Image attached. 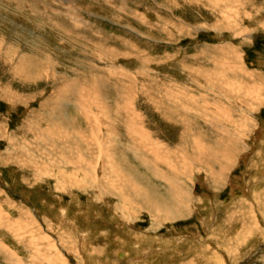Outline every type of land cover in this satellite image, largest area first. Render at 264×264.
<instances>
[{
    "label": "rangeland",
    "instance_id": "rangeland-1",
    "mask_svg": "<svg viewBox=\"0 0 264 264\" xmlns=\"http://www.w3.org/2000/svg\"><path fill=\"white\" fill-rule=\"evenodd\" d=\"M218 1L219 0H74L73 3H71L72 0H0V39H5L6 41H8L9 39L12 38V40L6 44L7 46L12 48L6 46L7 47L6 49L5 47H3L2 53H0V57L4 58V59L0 58V87H1L0 88V156H1L0 157V214H2L3 218L7 217L8 219L10 218V221L20 222L22 220L25 221L26 219L25 217L29 215L31 220L40 224L45 217L48 218L50 217L49 218L50 220L55 221V225H56L55 227H57V225L60 226V224L62 226L64 222H67L70 225H75V223L72 222L73 219L76 220L77 225L84 224L83 222H85L87 218H90L91 221L98 220L96 223L94 224L92 223L91 226H89L91 227L90 228L91 231L89 233L90 234L89 241H92L94 245L89 249H92L93 252L91 251V252L76 253V256H72V257L68 256L70 257L68 258L65 255L67 254L66 252H64L65 249H63V247L61 246V250L63 249L62 250L63 257L67 258L68 260L70 259L71 263L75 262V264H114L116 262L118 264H135L134 262L130 261V258L132 259L135 258V255L142 256L143 252L141 251L140 247L146 248L147 246L148 248L150 247V245L141 246V244L138 243L133 248L130 243H127V239L128 237H133L137 239L138 237H141L143 235H146L147 238H149V240L156 238L155 240H157L159 243L165 244V248L164 247L157 248L155 249L156 250L155 252H163L165 250L175 249L176 248L175 245H177L181 241H184L181 244V246H179L180 248L178 247L179 253H185L181 248L183 247L184 244H186L187 246L191 244L189 246L190 249L188 250L189 252H191L197 245L201 246L203 244L207 245L209 243L212 246L213 243L211 242H214L213 241L214 239L223 240L222 238H226L228 236L227 241L223 240L224 245L225 246L227 245V247L224 246L225 249L223 250V252H221L217 248H215V251L211 250L212 253H216L217 251L218 254L222 253L224 255V258L222 259L223 263L244 264L246 262L244 257L247 258V256H249V257H254L255 259L253 258L247 264H251V263L253 264V261L255 264H259V263L264 264V248H263L264 228L262 227V225L259 226V229L262 230H259L260 232L258 234L257 233L254 234V236H252L250 240L246 242V246L243 244L245 242L244 237H241L242 242L236 241V245H233L235 243H232L233 245L232 251H230L228 248V244L232 241V239L231 240L229 239L230 235L226 236L223 233L225 229L222 228L228 223L227 221V218L229 217L228 211L232 209V206L234 207V204H232V202L235 203V201L236 202L240 201L236 205L243 203L244 200L246 202L247 197L245 195L246 193L244 192L255 191L257 188L259 189L261 187L262 188L264 187V184H262L264 183V176H263L264 175V167H263L264 166V120H263L264 103H263V107L261 106L262 108H260L262 111L258 114L259 116H257V121L251 122V125L253 127L258 124V126H256L257 128L256 132L253 130L251 125H249L247 132L245 131L246 129L244 128L243 125H237L240 128L239 127L235 128L237 123L239 122L241 123L244 118L246 119V117H244L245 115H242L243 117L242 119L240 116L241 114L239 112L240 108H242L243 111V107H242L243 105H241V103L239 104L238 102L237 104H235L233 102L235 100L233 98L231 99V97H229V101L225 100L222 97L226 95L225 92L224 94L219 87L215 86L212 83H210L211 85L209 86L208 83L202 77H198L195 73L197 68L199 69L206 68L204 71H207L210 74H215V73L218 74V72H225L224 75H228L230 78H234L231 77L232 75L230 74L232 73L231 71H228L226 69H221L220 65H222L221 62H225L226 57L227 58L233 57L231 53L233 54L239 53L240 56L243 57V62H245L244 64L246 65L245 69H247V71H249V73L253 75L252 79L256 78L255 80H257L259 76L264 77V30L262 28V26H264L263 25L264 0H241L242 2H240V0H224V1L220 0V5H217ZM83 5L87 6L89 11L86 10L83 7ZM227 8H232L236 11L235 13L231 12L229 16L231 17V19H236L237 23L233 24L231 22L232 25H228L231 24L230 21L225 20L223 18L224 11ZM258 14H260V16ZM251 15L253 17H251ZM54 21L60 22L63 25L68 26L72 30L73 29L79 30L87 37L92 38V40L90 41L91 43L89 42L88 44L93 46L86 47V43L82 38L77 37L76 35H70V33L65 34L64 29L62 27H58L54 23ZM74 23H76L77 26ZM224 26H230V27L232 26L233 28L237 29V31H234L232 27L229 30L224 29ZM73 32L76 31H72L71 34H73ZM77 33L79 34V32ZM244 33H247V35H244ZM248 36L249 38H247ZM72 38H74V40H72ZM59 40L70 41V43H62V46H67V47L61 48L60 47L61 44L60 45L58 44ZM92 41H95V43ZM96 43L102 47L103 49L102 51L107 52V50L109 49H105V48L109 47L110 50L117 51L118 54L116 55L115 53H110V52H108L109 55H105V52L103 54H100L99 52H101V50L98 47L94 46ZM66 44H69L71 46ZM1 46L2 44H0V47ZM48 51L51 54H53L54 52L57 53V59L61 63H65L66 66L63 65V67L66 68L67 72H69L70 75L72 72H74L75 74L79 72L77 75L78 78L81 80L82 79L85 80V78L87 79L94 78L93 76L99 73L100 76L102 75L104 76L105 79L109 80L108 82H106L108 84L107 86L109 87L108 88L105 87V88L108 90L107 91L108 95H106V99L108 97L110 104L106 105L105 107H109L108 114L110 112L111 115L112 114L116 115L115 118L116 127L119 133L121 132L120 135L122 136V138H124L122 144L124 146H120L118 150L122 152L124 151L125 154H128L127 156L131 160H133V163L136 166L140 167L142 172H143V168L139 165L142 161L149 160L154 164L157 163V161L153 160L151 156H158L157 150L158 147L161 145H163L162 151L163 150L168 151L169 153L173 151L172 154L177 155L176 159L179 160V163L175 162L174 168L178 170L179 174L177 173V171L175 172L170 171L167 165L165 164L160 165V170H163V173L167 177L171 176V178H174L178 181V184L176 181H174L173 185L174 184L176 185V188L179 190L178 192L183 196H182V200H180L179 198L177 199L181 201V203L186 207H188L189 205L193 206V207L191 206L192 208H189L187 211L185 208H183V206H181V204H179L182 207L181 210L184 212L186 219L183 218L180 221L176 220L170 222H168V220L163 221V224L161 225L162 229L158 232H155L154 225H152L153 222L148 218V215L143 213L141 210L135 208L132 209L133 207H130L131 209L129 210V212L137 221L136 222L134 221L133 224L128 226L130 228L127 227V229H125L126 227L125 228L123 227V220L118 221L120 220L119 218L121 217V215L124 216L127 213L126 211L121 210V207L124 208L123 205H125V203L119 200L117 197L112 198L109 197L108 195H102L100 196L99 199H96V197H94L95 200L94 201L92 200L93 198L92 194L97 195V193L94 194V192L89 190L88 188L89 186L81 189L69 188L68 192L61 193L60 191H56L54 189L53 186L55 184L54 179L46 178L45 180L35 182V179L32 180V178H30L32 176L30 169L25 168L23 165H21L22 167L16 166V164L11 163L13 160H10V158H9L10 161H5V163L4 160L3 161L1 160V158H3L2 156L5 157L17 156V155L18 156H25V155L48 156L49 155L48 153L51 154L54 153L56 156L58 155L57 152H54L55 151V149H53L54 147H52V146H56L55 144L51 142L48 143L43 139V143L42 141H39L37 145L36 138L38 137V134L40 132H44L41 128L43 127L47 128L50 126L49 122L52 123L54 126H56L60 123V120H64L63 118L58 119L55 116L61 114V111L59 110L60 97L58 93H62L61 90L63 92L65 90V88L64 90L62 88L60 82L61 80L56 79L53 83L50 84L48 79L42 77L40 78L39 82L38 81L34 82L32 80L31 84L24 85L18 88H15V85L12 84L14 83L12 81L13 80L12 76L14 74L11 71V67L12 64L14 63V59L20 58L21 55L26 56L28 63L29 57H34V56H35L34 58L41 57L43 52H48ZM105 56L107 57V61L105 60L106 59ZM103 57L105 58L101 60V58ZM137 57L140 60L137 59ZM64 58L66 59L63 60ZM96 58L100 60L99 64H96L94 62ZM142 60L147 61V65H149L150 67L149 69L146 65H144ZM127 62H129V64ZM141 67L142 68L145 67V69L147 68L150 74L148 75V73L143 71ZM183 67L184 68L188 67L189 73H187L183 69ZM119 68L121 70H119ZM137 70L138 71L140 70L139 72H141L140 74L142 76L143 74H145L143 76L144 83L145 81L148 83H150L151 81V86L154 90L160 93L162 92L161 94L165 96H170L171 99H169V101H176L177 106L174 105L175 108L180 109L182 111H185L186 108L189 109V111L187 112L185 111V112L188 113V115H191L195 120H197L195 122L197 125L199 121V126L202 128L206 136L209 134L208 137L210 139L214 138L218 140L220 138L218 140L219 143L225 139L226 142H230V141L232 142V141H237L240 138L242 139L244 133H246L248 139L246 138L247 141H241V144H238V147H240L239 149H241L240 156L236 157V159L234 160V164L229 169V172L226 174V176H224L225 185L220 186L221 189L219 188L218 190H213V188L211 189L209 187V185L212 187L213 184L215 183L211 181L212 180L211 177L210 179H208L207 175L209 174L207 172H204V170L202 171L199 168L201 166L200 165L201 161L200 159L197 158V156H192L191 151L189 150V147H191L190 139L184 138L186 137L184 135L182 136V133L180 132L181 131L180 127L177 126L175 128L166 123H163L165 124V126H163L162 124L159 123V121L157 120V115H154L153 111H150L148 113V111L150 110L149 108L151 107L150 106L147 107L146 105H144L146 103L142 98L137 97L136 100L135 97L133 98L131 96V91H130L131 87L134 84L132 88H135L134 86L137 84L133 76L135 74V71ZM113 71H116L118 74L114 73ZM153 74H155L156 77ZM239 74L240 73H238V76L235 78L241 77L246 82V85L256 86L257 84L260 83V81H255V80L252 81V79L245 76L244 78L242 77L243 75L241 76V74L240 75ZM192 75H196V77L199 79L194 80L193 83H189L190 81L188 80ZM142 76L140 77L142 78ZM147 77L149 78L148 80ZM68 78L70 79L69 76ZM152 78L156 79V81H154ZM43 79L47 84L45 82H42ZM139 81L140 80H138V82ZM244 81H242V83ZM185 83L186 85H188V89L187 88L185 89L189 90V92L186 91L184 92L187 95L194 94L193 99H190L189 97H185L183 94L181 96L180 93L175 92V90L167 94H164L166 90L163 91V89L167 88L168 90L169 88H173L171 87V85L172 86L183 85ZM260 84L264 89V79L261 81ZM161 85H163V87ZM209 87L210 89H213V91L216 92L215 95L212 96L213 93L207 94L209 92L208 91ZM21 88H25V91L21 92L22 96H24V99L23 101H21L20 104H18L15 101L14 97L8 96V98L12 99L11 100V99H7V95L3 96V94L9 93L8 90L6 91V89L21 90ZM81 89L78 88L76 92H74V95L71 96L72 99L70 98V101L68 102L69 105L66 103L67 102L66 100L63 102L64 104L67 105V113L65 115L72 116V114H74L73 117L76 115L75 117L76 120L78 121V125L80 124L84 131L88 127V129H86L87 130L86 132L92 131L89 124H87V119L89 118V120L92 123L97 124L96 127L97 130L100 131V134L107 133L108 130H106V128L103 126V122L100 120V118L98 120L96 115L98 114V111L100 112L103 109L100 108L102 107L101 106L102 104L98 100L99 98H97V95L96 96L94 95L95 94L94 91L91 90L85 91L84 88ZM175 94L177 95V97L174 96ZM209 95H211V97H209ZM118 99L121 101H119ZM214 99L215 100L217 99V101H215ZM28 101L30 102L28 103ZM138 101L141 102V104ZM204 101L207 104L210 103V107H207ZM224 102L227 104H225ZM83 103H85V105ZM212 103L213 104L215 103L214 104L215 107L212 106ZM193 104L194 107H192ZM223 106H226L227 108L229 106L228 110L232 109L233 111V112L231 111V115L233 119L229 118L230 121L228 120L230 123L228 125L229 128H227V125L225 126L223 124V121L221 123V120L219 122L218 119L216 120V118L215 119L213 117L211 118V116H208L206 118L211 120L210 122L207 123L206 122L207 120L203 117V113H201L202 115H200L199 110L208 111L211 114L216 112L213 115L215 114L217 115V113L220 112V109H223ZM127 107H129L130 109ZM142 107H144L145 109H143ZM227 108H226V114H227ZM209 109H212L213 112ZM90 111L91 113L94 114L93 116H95L96 119L92 117H87ZM54 112L57 114H55ZM82 115L85 116L83 117ZM234 115L237 117V119ZM130 117L131 119H129ZM140 117H142L143 120ZM220 117H223V115L222 116L220 115ZM240 119L241 121H239ZM231 120L235 122L233 124L234 127L231 124L232 122ZM211 123L212 125L214 123L215 124L219 123L221 125L220 128L218 126V128L220 129V133L217 132L218 133L217 134L216 133L217 129L215 130L212 129L215 125L212 126ZM132 125H136L137 131L130 133L128 132V127ZM166 125L168 127L174 128V130L172 131L177 130L174 134L175 136L172 135V132L169 131ZM222 126H225L226 129H224ZM160 127L161 128L163 127L164 131L166 132L164 133L163 130L160 129ZM142 129H144V131ZM211 129L215 132L212 133ZM38 131L39 133H37ZM99 131L97 132L99 133ZM141 131L145 133L149 132L148 133L149 139L143 137V135L141 136L138 133ZM17 132L19 135L17 134ZM234 134L235 136H233ZM239 134L241 137L239 136ZM218 135H220V137H218ZM176 136L182 137L183 140L186 141L187 144H185L184 141L182 140V143L185 144L186 147L180 148L181 145L178 144V141H176L177 139ZM213 136H215L216 138ZM229 137L232 140L229 139ZM144 139H148L149 142H144ZM160 142H162L163 144L158 145ZM25 144L28 146L27 148L23 147V145ZM94 144H95L94 146L92 145L91 146L93 147V151L95 152L98 149L97 145L99 146L100 144L97 143ZM10 146H12L13 148H11ZM30 149L33 150L31 151ZM231 149L233 148L227 145V143L224 144L221 143L220 146H217L216 150L220 151L218 153H222L223 155V151L224 153H227L228 151L232 152ZM11 150H13V153H10L12 152ZM89 151L90 150H88V152ZM257 151L260 153H258ZM96 152L93 155H96ZM87 153L86 155H89V153L88 154ZM54 154L53 156H55ZM73 154L74 153H72L71 155ZM172 157L174 158V156ZM186 158L187 159L191 158L189 160V162L191 163L190 166L188 165L186 166V164H181V162ZM136 159L137 161L139 160V162H137ZM261 162L263 165H261ZM254 164H256V166ZM246 166L247 168H245ZM70 167L74 168L72 165H70ZM76 171H78V169ZM148 171L143 173L146 174L151 180V182L157 188L160 189L159 194L163 198L168 197L171 200L170 194L174 195V193L172 192L173 190L171 189V187L168 185L169 183L167 184L165 181L161 180V178L157 180L155 177H153V175L149 173L150 171L149 172ZM99 173H101V170H99ZM206 178L208 180H206ZM32 182H35V184H32ZM244 187L245 189H243ZM236 188L243 190L242 194L240 193L241 195L237 194L238 198L240 199L235 198V200H232L231 203L226 202V200L232 199L234 197L231 191ZM73 196L75 197L73 198ZM107 198L110 200H108ZM100 199L102 201L104 199L105 202L104 201L102 202ZM76 200H78L80 206L78 204H76L77 206L74 205L76 203L74 201ZM70 202L73 204V206L70 205L71 204ZM96 204L99 205L97 206ZM20 205H21V209H20L21 211H17V209L19 210ZM25 206L27 207V209L29 208L31 213H33V208H35V210H37L35 211L36 213L34 212L35 213L34 215H32L31 213L28 215L24 214L23 213L24 209H26ZM104 206H110V208L109 207L106 208ZM194 206L196 208H194ZM64 208L68 210H65ZM94 208L97 211L95 212V214H94ZM243 208H244L242 209V211L244 210L243 212H245L246 214L247 213L250 214L249 204H246ZM60 210L61 211L64 210L62 211L63 213H61ZM192 210H194L193 213ZM136 211H138V213ZM101 212L103 213L99 217V213ZM79 213H81V215ZM2 217H0V219ZM14 217L17 218L15 219ZM141 219L142 221H140ZM221 219H223L224 222ZM218 221H220V223ZM217 224L220 226H218ZM232 225H234V227L236 226V228H239L238 223L233 222ZM86 226L83 225L81 227V230L85 232ZM213 226L215 227V231L213 230L212 232L211 230V233L209 234V228L212 227L211 229H214ZM216 226H218L217 229ZM13 227L17 229L18 225L14 224ZM24 227L27 228L28 225ZM79 227L80 225L78 226V228ZM132 228L135 231V232L133 231L134 233L131 232L133 230ZM120 229L123 230L121 231ZM130 229L131 231H129ZM218 229H223V231L218 233ZM4 231L5 230L3 228L0 229V244L4 248L7 247L11 252L18 253V251H20L28 255L31 249L29 245V239L27 237L11 238V235L14 236L12 231H10L11 235L7 232V230L6 232ZM128 232H130L129 235ZM238 232L240 234H243L240 231ZM7 233L9 236L7 235ZM212 233L213 235H211ZM222 233L226 237L222 235ZM208 234L209 236H207ZM116 235L120 236L126 241L125 246L120 245L118 242L114 240L116 239L115 237ZM180 236L181 238L174 242V240H176V238ZM72 240H74V238ZM201 240L202 243L200 242L198 244L196 243L197 241H201ZM67 242L70 245L73 244L69 240ZM76 243L79 244V242ZM97 243L99 245H96ZM74 245L75 247H73ZM74 245H72L71 247L72 250L78 248L76 244ZM199 246H197V249ZM98 247L99 248L102 247L101 249H103V253L100 256L99 261L97 262L94 259L93 255H94V251H100ZM137 248H139V250H137ZM241 250L243 251L241 252ZM116 251H121V252L125 251L129 257V260L123 261L122 259L117 258L115 256ZM235 252H240V253H235ZM28 258L29 257L25 258L26 262H28ZM0 263H2L1 259H0Z\"/></svg>",
    "mask_w": 264,
    "mask_h": 264
},
{
    "label": "bare ground",
    "instance_id": "bare-ground-1",
    "mask_svg": "<svg viewBox=\"0 0 264 264\" xmlns=\"http://www.w3.org/2000/svg\"><path fill=\"white\" fill-rule=\"evenodd\" d=\"M73 1L74 0H72L71 3H73ZM240 2H242V1L240 0ZM217 5H220V0L218 1ZM228 6H230V5H228ZM83 7L86 10L89 11V9H88L87 6L83 5ZM253 9H255V8H253ZM231 12H234L235 13L236 11L234 9H232V8L225 9L223 18L225 20L230 21V23L232 22L233 24H235V23H237L236 22V19H231V17L229 16V14ZM252 15H251V17L254 16V15L253 16ZM258 15L260 16V14H258ZM71 17H73V16H71ZM54 23L58 27H62L64 29L65 34H69L70 33V35H76L77 37L82 38L85 41V43H86V47L93 46V45H89L88 44L92 40V38L87 37L81 31L76 30V29H73L72 30L68 26L63 25L62 23L57 22V21H54ZM232 23L231 24H228V25H232ZM74 24L76 25V23H74ZM241 24H242V22H241ZM231 27L230 26H224V29H228L229 30ZM262 28L264 30V26H262ZM233 30L234 31H237V29H235V28H233ZM72 31H76V32H73V34H71ZM77 32H79V34ZM241 32H242V30H241ZM244 35H247V33H244ZM247 38H249V36ZM235 39H237V38H235ZM11 40H12V38L9 39L8 41H6L5 39H0V44H2V46L0 47V53H2L3 47H5L6 49H7V47H9L6 44L9 43ZM72 40H74V38H72ZM93 40H95V39H93ZM92 42L95 43V41H92ZM100 42H102V41H100ZM100 42H98V43H100ZM62 43H70V41L59 40L58 41V44L59 45L61 44L60 45L61 48L67 47V46H62ZM66 45H69V44H66ZM69 46H71V45H69ZM94 46L98 47L101 50V52H99L100 54H103L105 52V51H102L103 50L102 47L99 46L97 43ZM9 48H12V47H9ZM223 48H224V46H223ZM97 49H96V51H97ZM105 49H109V50H107V52H105V55H109L108 52L115 53L116 55L118 54L117 51L110 50L109 47L108 48H105ZM231 54H232L233 57L232 58H227L226 57L225 62H221L222 65H220V68L221 69H226L228 71H231L232 72V73H230V74H232L231 77H234V78H230L228 75H224L225 72H218V74H216V73L215 74H210L209 72L204 71L206 68H204V69L197 68L196 71H195V73H196V75L198 77H202L208 83L209 86L211 85L210 83H212L215 86L219 87L222 90L223 93L225 92L226 93L225 96H222L221 95L225 100H228L229 101V97H231V99L233 98L235 100V101H233L235 104H237V102H238L239 104L241 103V105H243L242 106L243 107V111H242V108H240L239 109V112H240L241 115L240 114H238V115H240L242 119H243L242 115H245L244 117H246V119L244 118L243 119L244 121L242 120L241 123L240 122L237 123L236 126H235V128H238L239 127L237 125H243L244 128L246 129L245 131L247 132L249 125H251V122H256L257 121V116H259L258 114L262 111L260 108L263 107V103H264V93H263L264 92V89H263V87L261 86L260 83L264 79V77L259 76L257 80H255L256 78H253L252 79V76L253 75L251 73H249V71H247V69H245L246 68V65H244L245 62H243V57L240 56L239 53H234V54L231 53ZM34 57H29L28 63H27V57L26 56H22L21 55L20 58L14 59V63L12 64V67H11V71L14 74L12 76V78H13L12 81L14 83H12V84L15 85V88H18V87H21V86H24V85L31 84V81L32 80L34 82H37V81L39 82L40 81V78H42V77H45L46 79H48V81H49L50 84L53 83L56 79H60L61 80L60 82H61V85H62L63 90L65 88L64 92L61 90L62 93H58V95L60 97V104H59L60 105L59 106L60 109L59 110L61 111V114H59V115H62V116H59V115H55V116L58 119L63 118L64 120H60V123H59L60 125L58 124V125L54 126L52 123L49 122V125H50L49 127H47V128H44V127L41 128L40 127L44 132H40L39 133V131H38L37 133H39V134H38V137L36 138V140H37V143L36 144L37 145H38L39 141H42V143H43V139L46 142H48V143L51 142V143L55 144L57 147L56 146H52V147H54L53 148V149H55L54 152H57L58 155L56 156L53 152L52 153L55 156H53V154H51V153H48L49 154L48 156H46V155H44V156H30V155L29 156H26L24 154L25 156H18V155L17 156H8V157L2 156L3 158H1V160L2 161L4 160V163H5V161L13 160L11 163L16 164V166L22 167L21 165H23L25 168L30 169L31 170V174H32V176L30 178H32V180L35 179V182L36 181L45 180L46 178L47 179L48 178L54 179L55 180V182H54L55 184L53 185L54 186V189L56 191H60L61 193L62 192H68L69 188H77V189L79 188V189H81V188H86L87 186H89L88 187L89 190H91L92 192H94V194L97 193V195L96 194L93 195L91 193L92 194V197H93L92 200H94V197H96V199H99L100 196H102V195H108L109 197H112V198L117 197L119 200H121V201H123L125 203V205H123L124 208L121 207V210H124V211H126L128 213V214L126 213L127 215L125 214L126 216L125 215L124 216L121 215L122 218L120 217L119 218L120 220H118V221L123 220V227L124 228L126 227L125 229H127L128 226H130L131 224H133L134 221L135 222L137 221L130 214V212H129V210L131 209L130 207H133L132 209L135 208V209L141 210L143 213L147 214L148 215V218L153 222V223L152 222L151 223H152V225H154L155 232H158V231H160L162 229V226L161 225L163 224V221L168 220V222H170V221H176V220H179L180 221L183 218L186 219V216H185L184 212L181 210V208H182L181 206H183V208H185L187 211H188L189 208H192L193 206L192 205H191L192 207L190 205L188 206V204H189L188 203L187 204L188 207H186V206H184L181 203V201H179L177 199V198H179L180 200H182V196H183V195H181L178 192L179 190L176 188V185L175 184L173 185L174 181H176L177 184H178V181L176 179H174V178H171V176H168L167 177L163 173V170H160V165L165 164V165H167V167L169 168L170 171H172V172L177 171V173H178V170H176L174 168L175 162L179 163V160L176 159V156L177 155H173L172 154L173 151L170 152L171 154L168 151H164V150L162 151L163 145H161V144H163V143L160 142L158 145H161V146H159L158 147V150H157V155L158 156H151L153 158V160L157 161V163L154 164L153 162H151L149 160H144V161L141 160L142 162L139 164L143 168V172L144 173L147 172L148 169H149L150 172L149 171L148 172L151 175H153V177H155L157 180H159L161 178V180L165 181L167 184L169 183L168 185L171 187V189L173 190L172 192L174 193V195L170 194V198H171V200H170L168 197L167 198H163L159 194L160 189L157 188L151 182V180L149 179V177L141 171L140 167L136 166L133 163V160H131L127 156L128 154H125L124 151L122 152V151L118 150L120 148V146H124V145H122L124 138H122V136L120 135L121 132L119 133V131H118L117 127H116V123H115L116 115L115 114L114 115L113 114L111 115L110 112L108 114V111H109L108 108L109 107H105L106 105L110 104V101H109L108 97L106 99V95H108V93H107L108 90L106 88L109 87V86H107L108 84L106 82H108L109 80L105 79L104 76H102V75L100 76L99 73L95 74L93 76L94 78H91V79L90 78L89 79L85 78V80H83V79L81 80V79L78 78L77 75H78L79 72H77L76 74L74 72H72L71 73L72 76H71L69 74V72H67L66 68L63 67V65L66 66L65 63H61L57 59V53H55V52L53 54H51L49 51L48 52H43L41 57H37L38 59L37 58H34ZM105 57L101 58V60L104 59ZM138 57H137V59L140 58V57L139 58ZM0 58L1 59H4L2 57H0ZM128 58H130V57H128ZM65 59L66 58H64L63 60H65ZM105 60L107 61V57H106ZM142 61H143L144 65H146L148 67V69H149L150 67H149V65H147V61H145V60H142ZM142 61H140V62H142ZM220 61H222V60H220ZM94 62L96 64H99L100 63V60L98 58H96L94 60ZM136 62H137V60H136ZM127 63L129 64V62H127ZM131 63H130V65H131ZM26 64H27V67H26ZM105 65H107V64H105ZM141 69L143 71L147 72L148 75L150 74L149 71L147 70V68L145 69V67L144 68L141 67ZM183 69L187 73H189V68L188 67H186V68L183 67ZM119 70H121V69L119 68ZM139 71L138 70L135 71V74L133 75L134 78H135V82H137V84L134 86L135 88H132L134 84L132 85L131 90H130L131 91V96L133 98L135 97V99L137 97L142 98L144 100V102L146 103L144 105H146L147 107H149V106L151 107V108H149L150 110L148 111V113L150 111H153V114L154 115H157V120L163 126H165V124H163V123H166V124H168V125H170L172 127H175V128L177 126L180 127V130H181L180 132L182 133V136L184 135V136H186L184 138L190 139V145H191V147H189V150L191 151L192 156H197V158L200 159V161L202 162V164L200 162V165L201 166L199 168L202 171L204 170V172H207L209 174V175H207L208 176V179H210V177H211V179H212L211 181L213 183H215V184H213L212 187L210 185H209V187L211 189L213 188V190H218L220 188V186H224L225 185L224 176H226V174L229 172V169L234 164V160L236 159V157L240 156L241 149H239L240 147H238V144H241V141H247V139H248L247 136H246V133H244L242 139L240 138L241 136L239 134V136H240L239 138L240 139L237 140V141H232L233 143L231 141L230 142H226L225 141L226 139L225 140H222L220 143L218 141L220 138L218 140H216L214 138L213 139H210L208 137L209 134L206 136V134L204 133V131L202 130V128L199 126V121H198V125H197L195 123L197 120H195L191 115H188V113H186L187 111H189V109H187V108L185 109L184 108L185 111H186L185 112V111H182L180 109L175 108L174 105H176V101H169V99H171L170 96H165V95L161 94L162 92L160 93V92H157L156 90H154L152 88V86H151V81H150V83H148L146 81L144 83L143 82L144 81L143 76L145 74H143V76H142L140 74L141 72H139ZM113 72L116 73V74H118L116 71H113ZM238 73H240L241 76L243 75L242 77H244V76L245 77H248V78L252 79V81L253 80L260 81V83L257 84L256 86L255 85L254 86H252V85H250V86L249 85H246V82L241 77L240 78H235V77L238 76ZM80 74H81V72H80ZM153 75L155 76V74H153ZM196 75L190 76V79L188 80V81H190L189 83H193L194 80H198L199 79V78L196 77ZM68 76L70 77V79L68 78ZM140 76H142V78ZM121 78H122V76H121ZM148 79L149 78L147 77V80ZM152 79L154 81H156V79H154V78H152ZM114 80H116V79H114ZM123 80H125V79H123ZM138 80H140V81L138 82ZM242 81H244V82L242 83ZM42 82H45V80L43 79ZM196 82H198V81H196ZM203 85H205V84H203ZM126 86H129V85H126ZM161 86L163 87V85H161ZM171 87H173L175 89H173V88H169L168 90H167V88L166 89H163V91L166 90L164 92V94H167V93L172 92V91L175 90V92H179L181 96L183 94L185 97H189L190 99H193L194 98V94L187 95L184 92V91L189 92V90H187L188 89V85H186V83L183 84V85H173V86L171 85ZM78 88H80V89L81 88H84L85 91H87V90L94 91V93H95L94 95L95 96L97 95V98H99L98 100L102 104L101 105L102 107H100V108L101 109L103 108V109L100 112L98 111L99 110L98 109L97 110L98 111V114H96V115H97L98 120L100 118V120L103 122V126L106 128V130H108L107 133H103V134L101 133L100 134V131L97 130V127H96L97 124L92 123L89 120V118L87 119V124H89V126H90V128H91L92 131L91 132H89V131L86 132L87 131L86 129H88V127L86 129L84 128L85 129V131H84L83 128L81 127V125L80 124L78 125V121L76 120V117H75L76 115L74 116L75 118L73 117L74 114H72V116L65 115L67 113V105L64 104L63 102L66 100L67 101L66 103L69 105L68 102L70 101L71 96L74 95V92H76V90ZM185 88H187V89H185ZM11 89H6V91L8 90L9 93L8 94H3V96H6L7 95V99H11V98H8V96L14 97L15 98V101L18 104H20L21 101H23V99H24V96H22V93L21 92L22 91H25V88H21V90H15V89L11 90ZM81 91H82V89H81ZM208 91L209 92L207 94H212L213 93L212 96L215 95V93H216L215 91H213V89H210V87H209V90ZM116 94H117V92H116ZM174 96L177 97L176 94ZM216 96H218V95H216ZM81 97H80V99H81ZM167 97H168V99H167ZM209 97H211V95H209ZM199 98H200V96H199ZM83 100H85V99H83ZM118 100H116V101H118ZM141 100H139V101H141ZM119 101H121V100H119ZM215 101H217V99ZM29 102L30 101H28V103ZM79 102H80V100H79ZM79 102H77V103H79ZM136 102H135V104H136ZM139 103L141 104V102H139ZM204 103H205V101H204ZM83 104L85 105V103H83ZM205 104H206L207 107H210V103L209 104L205 103ZM214 104L212 103V106L213 107H215ZM225 104H227V103H225ZM228 104H229V102H228ZM73 105H74V103H73ZM230 105H231V103H230ZM70 106H72V105H70ZM192 107H194V104L192 105ZM127 108H129V107H127ZM142 108L145 109L144 107H142ZM226 108H227L226 106H223V109H220V112L217 113V115L216 114L213 115L216 112H214L213 114H211L208 111H203V110H199V111H200V115H202L201 113H203V117L205 119L208 116H211V118L213 117L214 119L216 118V120L218 119L219 122L221 120V123L223 121V124L225 126L227 125V128H229L228 127V125L230 124L229 123V121H230L229 118L230 119H233L232 118V115H231L232 109L231 110H228V108H229V106H228V108H227V114H226ZM133 109H135V108H133ZM209 110L212 111V109H209ZM213 110H214V108H213ZM72 112H73V110H72ZM55 114H57V113H55ZM126 114H128V113H126ZM93 115L94 114L91 113V111H90L88 113V116L87 117H92V118L96 119V117L93 116ZM220 115L221 116L223 115V117H220ZM132 118H134V117H132ZM140 118H142V117H140ZM71 119H73V120H71ZM77 119H79V118H77ZM129 119H131V117ZM236 119H237V117H236ZM119 120H121V119H119ZM142 120H143V118H142ZM206 120H207L206 121L207 123L211 121L210 119H206ZM231 121H232L231 124L234 127L233 124L235 122H233V120H231ZM239 121H241V119ZM119 122H117V123H119ZM212 123H211V125H212ZM244 123H245V125H244ZM39 125H41V124H39ZM129 125H130V123H129ZM209 125H210V123H209ZM212 126H214L212 129H214V130L217 129L216 133L217 132L220 133V129L219 128H220L221 125L219 123H217V124L214 123ZM218 126H219V128H218ZM225 126H222V127L224 129H226ZM256 126H258V124L255 125L254 127L252 126V128H253V130L255 132L257 130ZM166 127L169 129V131L172 132V135H174L175 132L177 131V130L172 131V130H174V128L168 127L167 125H166ZM210 128H211V126H210ZM160 129L163 130L164 133L166 132V131H164L163 127L162 128L160 127ZM96 130L99 131V133ZM142 130L144 131V129H142ZM136 131H137L136 125H132V126H129L128 127V132L133 133V132H136ZM143 131L138 132V133L141 136L143 135V137L149 139V135H148L149 132L145 133ZM228 131H229V129H228ZM92 132H94V133H92ZM214 132L215 131L212 130V133H214ZM233 132H235V131H233ZM11 134H12V132H11ZM17 134H18V132H17ZM261 135H259V136H261ZM233 136H235V134ZM176 137H177L176 141H178V144L181 145L180 148L186 147L185 146V144H187L186 141H184L182 137H179V136H176ZM210 137H211V135H210ZM213 137H215V136H213ZM218 137H220V135H218ZM96 139H98V140H96ZM137 139H138V137H137ZM148 139H144V142H149ZM229 139H231V138L229 137ZM182 140L184 141L185 144L182 143ZM233 140H235V139H233ZM94 143L100 144L99 146L96 144L97 145V148H98L96 150L97 152L95 151L96 152V155H93L95 153L93 151V147H92V146L95 145ZM221 143L222 144L227 143V145H229L231 148H233V149H231L232 152L231 151H228L227 153H224V151H223V155H222V153H218L220 151H218L219 149L218 150H216V149H217V146H220ZM10 145H12V144H10ZM133 146H134V144H133ZM10 147L13 148L12 146H10ZM23 147L27 148L28 146L25 144V145H23ZM23 147H22V149H23ZM41 147H43V146H41ZM20 149H21V147H20ZM30 150L32 151L33 149H30ZM88 150H90V151L88 152ZM9 151H10V149H9ZM11 151L12 152H10V153H13V150H11ZM44 151H45V149H44ZM49 151H52V150H49ZM87 152L89 153V155H86ZM72 153H74V154L71 155ZM254 153H255V151H254ZM258 153H260V152H258ZM246 154H247V152H246ZM172 156H174V158ZM9 158H10V160H9ZM190 159H187V158L184 159L182 161L184 163L181 162V164H186V166L187 165L190 166V164H191L189 162ZM136 161H137V159H136ZM137 162H139V160ZM70 165H72L74 168L70 167ZM254 165L256 166V164H254ZM261 165H263L262 162H261ZM245 168H247V166ZM77 169H78L79 172L76 171ZM99 170H101V173H99ZM99 174H101V175H99ZM208 179L206 178V180H208ZM35 182H32V184H35ZM250 182H253V181H250ZM262 184H264V183H262ZM184 187H185V185H184ZM245 187L243 189H245ZM164 192H166V191H164ZM231 192L234 195V197L232 199L226 200V202L231 203L232 200H235V198H238L237 194H240V193L242 194L243 190H240V189H237L236 188V189H233ZM244 193H246L245 195L247 197L246 202H245V200L243 201V199H242L243 203H240L239 205H236V204H238V202H240V201H237V202L235 201V203L232 202V204H234V207L232 206V209H230L228 211V216H229L228 218H229V220L226 217L228 223H230V224L227 223V225H225V226L222 227L223 229H225L223 233L226 236L227 235H230L229 236V239L230 240L232 239V241L228 244V248H229L230 251L233 250V245H236V241H238V242L241 241L242 242L241 237H244V241L245 242L243 244L246 246V242L249 241L250 238L252 236H254V234H256V233L258 234L260 232L259 230H262V229H259V226L262 225V227L264 228V187L263 188L261 187L259 189L257 188L255 191H250V192L247 191V192H244ZM74 197L75 196H73V198ZM76 197H78V196H76ZM107 199H105V200H107ZM238 199H240V198H238ZM108 200H110V199H108ZM103 201H104V199H103ZM74 202H76L74 205L78 204L80 206V204L78 203V200H76ZM72 203L70 205L73 206ZM179 204H181V206ZM191 204H193V203H191ZM246 204H249V209H250L249 212H250V214L249 213L246 214L245 212H243L244 210L242 211V209H244L243 207ZM44 206H46V205H44ZM104 207H106V208L109 207L110 208V206H104ZM47 208H48V206H47ZM194 208H196V207L194 206ZM20 209H21V205L19 207V210L17 209V211H21ZM64 209L65 210H68L66 208H64ZM99 209H101V208H99ZM35 211H37V210H35V208H33V213H31L30 210H29V208L27 209V207H26V209H24V212L23 213L24 214H27V215L31 213L32 215H34L36 213ZM62 211H64V210H62ZM62 211L60 210L61 213H63ZM74 211H76V210H74ZM112 211H113V209H112ZM95 212H97V211L94 208V214H95ZM136 212L138 213V211H136ZM193 212H194V210H192V213ZM210 212H211V210H210ZM102 213L103 212L99 213V217L102 215ZM190 213H191V210H190ZM75 214H76V212H75ZM79 214L81 215V213H79ZM92 214H93V212H92ZM139 214H140V211H139ZM66 215H67V213H66ZM133 215H135V214H133ZM0 217H2V214H0ZM14 218L16 219L17 217H14ZM25 218H26L25 221L22 220L20 222H18V221L17 222L16 221H10V218L8 219L7 217H4V218L2 217L0 219V229L3 228L5 230L4 232H6V230H7V232L10 235H11V232L10 231H12V233H13L14 236L11 235V238H13V237H15V238L27 237L29 239V245H30V248H31L30 249V252L28 253V255H26L25 253H22L20 251H18V253L11 252V251H9V249L7 247L4 248L0 244V259L2 261V263H0V264H75V262L74 263H71L70 259L68 260L67 258H64L63 257V255H62V252H63L62 250L63 249H65L64 252L67 253V254H65L67 257L68 256H71V257L72 256H76V253H83V252H91L92 251V249H89L90 247L94 246L93 243H92V241H89V237H90V234L89 233L91 231V229H90L91 227H89V226H91L92 223L93 224L96 223L98 220L97 221H91L90 218H87V220H85V222H83L84 224H79L80 227L78 228L79 225H77V222H76L75 219H73V221H72L73 223H75V225H70L69 223L64 222L63 225H62L63 227L61 226L60 223H58V224H60V226L57 225V227H55L56 226L55 225V221L54 220H50L49 219L50 217L49 218L48 217H45L40 224L34 222L33 220H31L30 217H29V215L27 217H25ZM66 218H67V216H66ZM213 218H214V215H213ZM110 219H111V216H110ZM223 219H221V220H223ZM107 220H109V219H107ZM140 221H142V219ZM218 222L220 223V221H218ZM223 222H224V220H223ZM233 222L238 223L239 228H236V226L234 227V225H232ZM14 224H17L18 225V228L17 229H15L13 227ZM26 225H28L27 228L24 227ZM83 225H85V226L88 225V226L85 227V229H86L85 232L81 230V227ZM218 226H220V225H218ZM218 226H216V229L218 228ZM100 227H103V226H100ZM128 228H130V227H128ZM206 228H205V230H206ZM211 228L212 227L209 228V234L211 233V230H212V232H213V230L215 231V227H214V229H211ZM223 229H218V233L221 232V231H223ZM120 230L122 231L123 229H120ZM129 231H131V229ZM133 231H134V229L131 232H133ZM238 231H240L243 234H240ZM226 232H228V233H226ZM8 233H7V235H8ZM129 233L130 232H128V235H129ZM144 233H145V230H144ZM223 233H222V235H224ZM232 233H234V234H232ZM151 234H153V233H151ZM209 234L207 236H209ZM29 235H30V237H29ZM211 235H213V233ZM181 236L178 237V238H176V240H174V242L177 241L178 239H180ZM72 237L74 238V240H72L73 239ZM115 237H116V239H114V240L116 242H118L120 245H124L125 246L126 241L123 238H121L120 236H117V235ZM154 237H156V236H154ZM227 238H228V236L226 238H222V239L225 240V241H227ZM155 239L149 240V238H147L146 235H143L141 237H138L137 239H135L133 237H128L127 243H130L133 248L138 243H140L141 246H146V245L149 246L150 245V247H148V248H147V246H146V248L140 247L141 248V251L143 252V255L142 256L135 255V258H133V259L130 258V261L131 262H134L135 264H225V263H223V260H222L224 258V255L222 253H219L218 254L217 251H216V253H212L211 252V250L212 251L213 250L215 251V248H217L218 250H220L221 252H223V250L225 249L224 248L225 245H224V241L223 240L214 239L213 240L214 242H211V243H213L212 246L209 243L207 245H205V244H203L201 246L197 245V246H199L198 249H197L196 243L197 244L199 242L202 243V240L201 241H197L195 243V246L196 247L192 251L190 250L191 252L188 251L190 249L189 246L191 244L189 246H187L186 244H184L183 247H181V248L183 249V251L185 253H179L178 247L181 246V244L184 241H181L177 245H175L176 246L175 249L165 250L163 252H155L156 251L155 249H157V248H163V247L165 248V244H161V243H159ZM195 239H196V237H195ZM199 239H201V238H199ZM68 240L71 241L73 244L70 245L67 242ZM73 241H75V242H73ZM76 242H79V244H77ZM232 243H235V244L232 245ZM74 244H76L78 246V248H75L74 250H72L71 247ZM225 244H227V243H225ZM96 245H99V244L97 243ZM61 246L63 247L62 250H61ZM73 247H75V245ZM225 247H227V245ZM95 248H93V249H95ZM101 248L102 247L99 248L100 251H94V255L93 256H94V259L97 262L99 261V258L101 256V254L103 253V249H101ZM202 249H203V251H202ZM137 250H139V248H137ZM242 251L243 250H241V252ZM235 253H240V252H235ZM115 256L117 258H119V259H122L123 261L129 260V257H128V255H127V253L125 251L124 252L116 251L115 252ZM27 257H29L28 258V262L25 261V258H27ZM68 258H70V257H68ZM244 258H245V261H246V262L244 261L245 262L244 264H247L254 257L247 256V258L246 257H244ZM7 261H9V262H7ZM114 264H118V263L116 262ZM233 264H235V263H233ZM253 264H255L254 261H253Z\"/></svg>",
    "mask_w": 264,
    "mask_h": 264
}]
</instances>
